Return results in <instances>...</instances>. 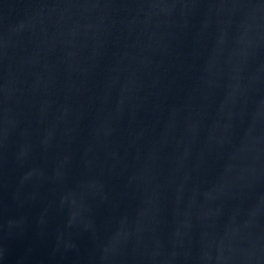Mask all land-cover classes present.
I'll return each instance as SVG.
<instances>
[{
  "label": "water",
  "instance_id": "obj_1",
  "mask_svg": "<svg viewBox=\"0 0 264 264\" xmlns=\"http://www.w3.org/2000/svg\"><path fill=\"white\" fill-rule=\"evenodd\" d=\"M0 264H264V0H0Z\"/></svg>",
  "mask_w": 264,
  "mask_h": 264
}]
</instances>
